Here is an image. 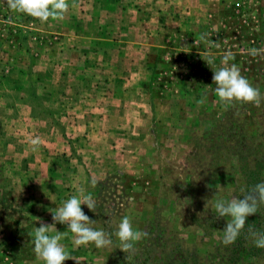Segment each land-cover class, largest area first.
<instances>
[{
  "label": "rangeland",
  "instance_id": "rangeland-1",
  "mask_svg": "<svg viewBox=\"0 0 264 264\" xmlns=\"http://www.w3.org/2000/svg\"><path fill=\"white\" fill-rule=\"evenodd\" d=\"M69 3L41 22L0 0V264H44L38 218L81 188L113 243L76 246L56 223L63 264H264L248 231L264 233V208L226 246L213 207L248 190L239 150L264 160V102H221L213 82L231 52L264 94V55L248 54L264 48V0ZM124 216L148 233L132 255L114 235Z\"/></svg>",
  "mask_w": 264,
  "mask_h": 264
},
{
  "label": "clouds",
  "instance_id": "clouds-1",
  "mask_svg": "<svg viewBox=\"0 0 264 264\" xmlns=\"http://www.w3.org/2000/svg\"><path fill=\"white\" fill-rule=\"evenodd\" d=\"M8 8L16 14L31 16L41 22L62 20L68 12L69 0H6ZM202 40L203 36L200 37ZM248 54L256 57L264 55V48L248 49ZM234 54L227 52L222 60V66L213 71V82L216 85L215 93L221 102L254 103L259 106L264 102V94L241 74L240 68L235 63ZM209 58L207 64H212ZM202 98L197 101L203 104ZM32 151L38 150L41 145L39 137L30 139ZM81 205L94 212L95 203L91 194H86L84 189H79L77 195L71 196L63 205L52 212V224H45L40 220V226L35 228L33 245L37 259L44 264H63L71 259L66 247L61 243L67 233L58 231L56 223L67 225L74 236L76 246H86L90 243L96 248H106L112 245V234L103 229L93 227L94 221L82 210ZM264 206V181L255 184L250 190H242L241 196H233L230 200L217 199L213 205L218 218L229 217L223 229L222 243L231 245L236 242L241 232L244 231L247 219L255 215ZM249 236L256 247L264 248V233L249 229ZM120 241L119 249L132 255L136 252L135 244L148 236L146 231L136 230L129 216H124L114 233Z\"/></svg>",
  "mask_w": 264,
  "mask_h": 264
},
{
  "label": "trees",
  "instance_id": "trees-1",
  "mask_svg": "<svg viewBox=\"0 0 264 264\" xmlns=\"http://www.w3.org/2000/svg\"><path fill=\"white\" fill-rule=\"evenodd\" d=\"M241 150H239L236 154L238 157V163L240 165L239 160L244 161V165L249 167V169H246L243 173V176L246 178V183L248 182V190H250L255 184L264 181L263 178H260L259 175L264 170V160H253L252 163H249L245 157L242 156L240 153ZM264 208V206H261V209ZM141 264H145L142 263Z\"/></svg>",
  "mask_w": 264,
  "mask_h": 264
},
{
  "label": "crops",
  "instance_id": "crops-1",
  "mask_svg": "<svg viewBox=\"0 0 264 264\" xmlns=\"http://www.w3.org/2000/svg\"><path fill=\"white\" fill-rule=\"evenodd\" d=\"M147 58H148V56H147ZM149 60L151 61L152 59H151V56L149 57ZM150 65V64H149Z\"/></svg>",
  "mask_w": 264,
  "mask_h": 264
}]
</instances>
